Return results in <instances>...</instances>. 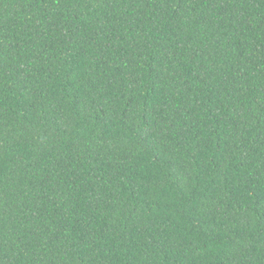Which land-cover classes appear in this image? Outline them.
<instances>
[{
    "label": "trees",
    "instance_id": "16d2710c",
    "mask_svg": "<svg viewBox=\"0 0 264 264\" xmlns=\"http://www.w3.org/2000/svg\"><path fill=\"white\" fill-rule=\"evenodd\" d=\"M0 264H264V0H0Z\"/></svg>",
    "mask_w": 264,
    "mask_h": 264
}]
</instances>
